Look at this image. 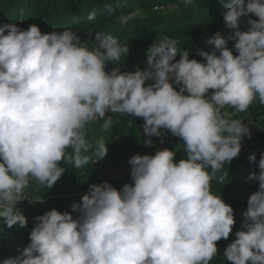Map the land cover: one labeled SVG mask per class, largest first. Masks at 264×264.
I'll return each mask as SVG.
<instances>
[{
  "label": "clouds",
  "instance_id": "9594fccd",
  "mask_svg": "<svg viewBox=\"0 0 264 264\" xmlns=\"http://www.w3.org/2000/svg\"><path fill=\"white\" fill-rule=\"evenodd\" d=\"M220 2L234 32L207 39L213 49L198 53L204 62L186 51L176 60L179 44L164 36L147 49L146 69L124 73L105 71L107 62L118 64L129 52L111 34L97 32L98 43L89 48L71 29L42 33L35 23L27 30L0 24V220L7 227L27 226L16 205L30 180L50 189L66 170L61 161L77 168L90 162L86 126L103 120L107 130L113 123L107 113L142 117L149 137L170 131L186 153L178 161L167 148L133 155V183L120 190L108 182L90 185L82 204L72 205L75 218L55 208L35 217L30 243L0 264H210L216 242L235 224L233 208L211 192V181L222 179L218 173L251 136L242 120L222 110L264 105V0ZM249 14L258 19L249 18L241 31ZM95 18L93 10L88 19ZM130 19L122 15L121 24ZM107 151L97 140L96 161ZM249 160L260 170L249 176L259 190L248 199L243 230L224 250L232 264H264V153Z\"/></svg>",
  "mask_w": 264,
  "mask_h": 264
},
{
  "label": "trees",
  "instance_id": "16d2710c",
  "mask_svg": "<svg viewBox=\"0 0 264 264\" xmlns=\"http://www.w3.org/2000/svg\"><path fill=\"white\" fill-rule=\"evenodd\" d=\"M180 0H0V24L14 23L20 29L27 30L29 26L35 23L42 33H52L53 31L60 32L65 29H71L77 32L78 35L84 37L83 40H88L97 44L95 36L97 32L111 34L121 45H128L129 57L134 60L142 59L143 66L147 68L146 51L155 41L159 42L164 36H168L178 42V47L183 49L178 51L176 60L180 59V52L190 51L189 59H196L198 62H204L203 58H199L200 51L206 49L200 46H194L191 42H197L199 37L209 36L212 30H207L209 27H218L226 34L234 32L228 29L223 20L222 13L227 11V8L220 0H192L196 6L194 20L188 24L178 22L177 14H163L156 12L161 7H166ZM184 1V0H183ZM95 10L96 18L92 21L88 19L90 13ZM145 11L150 17L137 20L136 13ZM205 12H208L206 14ZM132 14L126 24H121V16ZM140 16V15H138ZM245 22L241 24L240 30L247 29V21L249 18L258 19L252 14L242 17ZM182 31L179 34V31ZM92 31L91 36L88 32ZM82 33V34H81ZM6 34V33H5ZM179 36L182 40L176 38ZM199 36V37H198ZM82 40V39H81ZM141 68V67H140ZM150 82L146 81L145 86ZM179 90V85H174ZM214 90H209V94ZM255 106L264 108V105L257 101ZM253 109L249 106L246 111ZM235 109L231 108V111ZM112 115V126L105 130L103 128V120L91 121L87 127V137L91 148L90 162L83 168H77L73 163L61 161L60 167L65 168L64 174L58 179L55 185L50 189L44 185H40L39 189L35 190L32 197L46 199L45 205L35 204L21 210L22 214L27 219V226L21 227L19 223L11 228L0 220V262L8 257H13L19 254L30 243L29 234L37 221L34 219L37 216L43 215L46 211L53 208L60 212H70L75 218L79 215V211H73V202L82 204L81 197L88 194L87 189L92 184H97L103 180L99 175L104 167L118 169L120 167L124 174L126 182L109 181L113 187L120 190L125 183L129 182L130 175L127 172L131 168L125 163H122L121 158L133 156L135 154L142 155L146 149L150 154L153 150L169 149L176 152L175 159L178 161L181 158H186V153L180 146H184L181 138L174 136L170 131L162 129L163 136H144L142 135L141 127L138 125L139 117L131 114L122 113H107ZM264 120H255V131L258 132L256 137L252 136V140L256 143L247 144V151L239 153L228 164L225 163L223 169L218 175L222 179H213L211 181V192L214 195L220 196L221 199L234 210L235 224L232 232L227 239L217 241L218 252L210 264H232L227 261L223 255L225 248L235 239V233L243 230V213L247 210V202L251 194L259 190V182L255 179H249L251 173H259L257 163L249 160V156L255 154L257 162L264 153ZM260 125L259 128H257ZM103 139L106 143L108 151L113 152L111 158L114 160H105L104 167H100L101 160L95 161L98 157L94 154L96 150V142ZM151 140V146L144 143L146 140ZM157 140H162L157 143ZM150 147L153 148L149 149ZM143 148L140 153L139 150ZM71 149L68 152L71 153ZM116 152V153H114ZM131 156V157H132ZM130 165V164H129ZM88 187V188H87ZM75 193H80V196H73ZM29 195V194H28ZM33 208V209H32Z\"/></svg>",
  "mask_w": 264,
  "mask_h": 264
},
{
  "label": "rangeland",
  "instance_id": "374dc122",
  "mask_svg": "<svg viewBox=\"0 0 264 264\" xmlns=\"http://www.w3.org/2000/svg\"><path fill=\"white\" fill-rule=\"evenodd\" d=\"M156 12L162 13L163 16H164V14H177L178 16H177L176 20L178 22H182V23H184L186 25L190 21L194 20V15H195V12H196V6L193 3H191L189 5H185L184 1L180 0V1L176 2V3H172L169 6L161 7ZM143 13H145V11H142V12H139V13L137 12L135 18L137 20H140V19H144L145 16H147V18L150 17L148 14L142 15ZM205 13L208 14V12H205ZM138 15H140V16H138ZM243 22H245V19L241 18L239 26H241V24ZM207 30H212L211 33L209 34V36H203V37H199L198 36L199 40L197 42H191L194 46H200L201 48L206 49L207 52H211L212 49H213V46H210V45L206 44L205 41L207 39L211 38L217 32H220V34L222 36H224V37H227L229 35V34L224 33L223 31H221V29H218V27H214V26L213 27H209ZM181 33H182V31L180 30L179 34H181ZM79 37H80V40L82 39L81 42H88V40H83V38H85L86 36L82 37L80 35ZM91 38L94 39L93 35L91 36ZM176 38H178L179 40H182L179 36H176ZM234 43H235L234 41H228L227 47L233 51V55H238V52H236L235 49H234ZM92 45H94V43L89 41V43L86 46L91 48ZM181 49H183L182 46H179L178 47V51L181 50ZM187 53H190V51H187ZM129 55H130L129 52H128V54H126V53L123 54L121 56V61L118 64H113L110 61L107 62L105 71L106 72H111L114 68H117V70H120L122 73H124V72L135 71L137 68H139L140 70L146 69V66H143L142 59L134 60L131 57H129ZM217 55H219V51L218 50H217ZM179 56H180V54H179ZM199 58H202V57L199 56ZM251 106H253V109L250 110V111H245V112H238L236 110L231 111V107H228V106H226L225 109H223L222 111L228 113V117L227 118L245 120L248 124L252 125L254 127V129H255L256 126L254 124V121L255 120H258V121L264 120V108L259 107L260 109H255V108H258V107L255 106V102H253ZM262 125L264 126V122L262 123ZM259 127H260V125L257 128H259ZM254 131L251 133L250 138L249 137H244L242 139L243 144H245L244 146L246 148H247V144H250V140H252V136L256 137L258 135V132L253 134ZM156 142L157 143H161L162 140H157ZM183 148H184V146H180V149H183ZM149 149H151V151L153 150L152 147H150ZM157 150H162V149L157 148V149L153 150L150 154H147V155H155ZM142 151H143V148L141 150H139L140 153ZM149 151H147L145 149L143 151L142 155H145ZM240 152L241 153H245L246 151H243L241 149ZM114 153H116V152H114ZM112 154H113V152L110 153V151H107V155L104 158L99 159V160H101L100 165H103V166H100V167H104L105 160H114L113 158H111ZM131 156H128V157H125V158H121L119 160H121L122 163H125V164H127L128 166L131 167V165H129V163H128V161L130 160ZM99 160H97V161H99ZM95 161H93V162H95ZM118 169L121 170L120 167ZM127 172L130 175L131 174V168H128ZM123 173L126 174V172H123ZM37 189H39L37 181L30 180V183H29L28 187L24 190V192H25V194L32 195L34 192H36L35 190H37ZM77 201L78 200L74 201L73 203H75Z\"/></svg>",
  "mask_w": 264,
  "mask_h": 264
},
{
  "label": "built area",
  "instance_id": "2783aa9c",
  "mask_svg": "<svg viewBox=\"0 0 264 264\" xmlns=\"http://www.w3.org/2000/svg\"><path fill=\"white\" fill-rule=\"evenodd\" d=\"M138 125L141 127V131H142V135L146 136L145 132H144V120L142 117H139V121L137 122ZM242 123L246 124L249 128L250 133H252L254 131V127L250 124H248L245 120H242ZM250 142L252 143L253 146H256V143L253 140H250ZM241 149L243 151H247V148L244 146L245 144H243V141L241 140ZM96 163V162H95ZM103 180L100 181L98 184L104 183V182H109V181H121V182H126L127 180L124 178V173L119 170V169H114V168H109V167H104L102 173L99 174ZM129 182L132 181L131 179V174H130V180H128ZM87 192H89V188L87 190ZM26 198L22 199L21 201L17 202L16 208L21 211L26 207L29 206H33L35 204H41L42 206L45 205L46 199H42V198H36V197H32L28 194H25ZM80 193H75L73 196H80Z\"/></svg>",
  "mask_w": 264,
  "mask_h": 264
}]
</instances>
